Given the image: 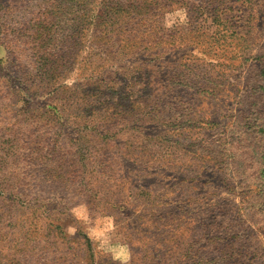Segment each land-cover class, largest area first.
<instances>
[{
  "label": "rangeland",
  "instance_id": "374dc122",
  "mask_svg": "<svg viewBox=\"0 0 264 264\" xmlns=\"http://www.w3.org/2000/svg\"><path fill=\"white\" fill-rule=\"evenodd\" d=\"M0 264H264V0H0Z\"/></svg>",
  "mask_w": 264,
  "mask_h": 264
}]
</instances>
